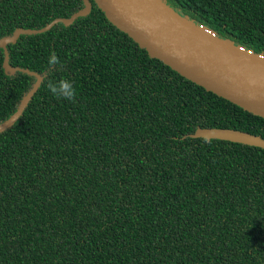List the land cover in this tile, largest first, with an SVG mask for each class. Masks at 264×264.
I'll list each match as a JSON object with an SVG mask.
<instances>
[{
	"label": "trees",
	"instance_id": "trees-1",
	"mask_svg": "<svg viewBox=\"0 0 264 264\" xmlns=\"http://www.w3.org/2000/svg\"><path fill=\"white\" fill-rule=\"evenodd\" d=\"M70 25L0 46V264H264V149L190 138L225 128L264 140V118L152 58L89 0ZM264 59V0H160ZM0 0V40L83 9ZM54 52L60 64L50 67ZM67 79L74 101L49 80Z\"/></svg>",
	"mask_w": 264,
	"mask_h": 264
},
{
	"label": "water",
	"instance_id": "water-1",
	"mask_svg": "<svg viewBox=\"0 0 264 264\" xmlns=\"http://www.w3.org/2000/svg\"><path fill=\"white\" fill-rule=\"evenodd\" d=\"M114 26L126 33L152 58L206 91L264 118V59L198 28L171 11L160 0H92ZM83 9L69 18H57L39 30L17 29L12 38L0 40L5 51L3 69L15 72L7 64L5 43H15L20 34H38L57 23L70 25L91 11L89 0ZM40 77L22 99L17 112L0 124V132L9 128L24 111L40 85ZM190 138L217 139L264 149V140L256 135L225 128H197Z\"/></svg>",
	"mask_w": 264,
	"mask_h": 264
},
{
	"label": "clouds",
	"instance_id": "clouds-1",
	"mask_svg": "<svg viewBox=\"0 0 264 264\" xmlns=\"http://www.w3.org/2000/svg\"><path fill=\"white\" fill-rule=\"evenodd\" d=\"M48 64L50 67L60 64V60L54 52L50 54ZM47 88L49 92L56 98L65 99L68 101H74L76 98V89L73 86V82L70 80L62 79L55 82L49 80L47 83Z\"/></svg>",
	"mask_w": 264,
	"mask_h": 264
}]
</instances>
